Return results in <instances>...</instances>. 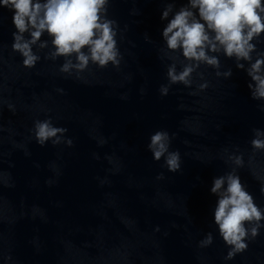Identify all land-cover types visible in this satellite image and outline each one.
<instances>
[{
  "label": "clouds",
  "instance_id": "1",
  "mask_svg": "<svg viewBox=\"0 0 264 264\" xmlns=\"http://www.w3.org/2000/svg\"><path fill=\"white\" fill-rule=\"evenodd\" d=\"M108 3L109 0H0V7L14 13L12 19L16 31L13 33L12 49L21 54L24 67L32 68L40 60V56L33 51V45L40 42L39 48L49 47L47 40L41 41L47 33L54 50L46 58L55 60L64 57L60 71L69 75L75 71L79 78V73L85 71L90 63L100 68L109 63L115 67L120 65L122 57L117 47V24L107 18ZM193 10H198V16ZM172 11L173 4L169 3L161 19H167ZM25 33L30 38H26ZM262 33V0H188V4L175 12L162 32L167 49L181 52L184 59L190 62L180 72H177L175 64L168 67L169 85L182 83L190 86L191 74L202 63L219 69L218 56L208 53L222 52L224 56L235 59L238 69H245L243 62L249 63L246 72L251 78L248 84L251 96L264 101V54L258 53L254 62L252 57L257 50L253 41L258 40ZM216 75L227 78L232 72L231 69L223 73L218 71ZM207 86V83L201 84L200 88ZM168 91L169 86H161L162 95H167ZM9 108H12L11 104ZM261 110L264 111V105ZM253 131V149L264 150V131ZM66 132V128L54 126L50 118L34 123V137L41 146L48 141L53 145L64 143L71 146L73 141L65 138ZM169 146L167 131H156L150 136L148 149L154 160L164 157L167 169L177 172L181 168L180 153L169 151ZM228 159L238 167L243 165L242 156L230 155ZM162 178L163 174L157 177ZM210 191L218 197L214 222L219 235L230 247L225 258L232 259L247 249L246 239L255 238L260 227L264 226L260 223L264 220V210L255 204L235 170L215 178ZM212 242L213 236L208 233L200 241V247H207Z\"/></svg>",
  "mask_w": 264,
  "mask_h": 264
}]
</instances>
